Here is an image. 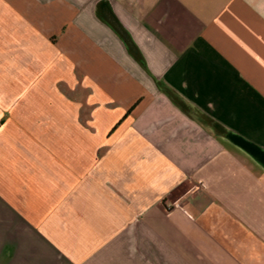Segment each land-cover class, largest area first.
Listing matches in <instances>:
<instances>
[{
  "label": "crops",
  "instance_id": "crops-1",
  "mask_svg": "<svg viewBox=\"0 0 264 264\" xmlns=\"http://www.w3.org/2000/svg\"><path fill=\"white\" fill-rule=\"evenodd\" d=\"M0 264H264V0H0Z\"/></svg>",
  "mask_w": 264,
  "mask_h": 264
}]
</instances>
